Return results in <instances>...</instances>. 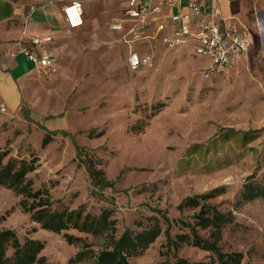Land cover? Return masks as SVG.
<instances>
[{
    "label": "rangeland",
    "instance_id": "obj_1",
    "mask_svg": "<svg viewBox=\"0 0 264 264\" xmlns=\"http://www.w3.org/2000/svg\"><path fill=\"white\" fill-rule=\"evenodd\" d=\"M125 1L92 0L80 29L60 25L58 72L50 78L36 74L19 113L9 116L0 106V151L9 152L5 163L36 159L37 169L28 176L36 188L50 190L55 208L83 207L93 215L111 210L118 236L149 228L156 217L166 230L165 214L194 222L199 208L178 206L187 197L224 188L209 201L231 214L232 222L222 229V251L242 253L240 264H264V198L241 200L247 183L264 187V42L254 44L246 62L212 78L203 76L204 61L189 49L170 50L162 42H155L152 66L132 70L128 58L131 51L140 52L134 47L140 42L130 47L125 33L110 28L124 17ZM47 134L53 141L43 148ZM90 165L114 186H94ZM19 200L0 187V230H15L21 242L41 240L49 264H70L81 246L41 229ZM181 232L174 224L171 235ZM71 233L100 248L93 236ZM200 234L210 236L209 230ZM166 242L162 234L130 262L174 260L175 250ZM176 253L192 263L219 264L191 245Z\"/></svg>",
    "mask_w": 264,
    "mask_h": 264
},
{
    "label": "trees",
    "instance_id": "obj_2",
    "mask_svg": "<svg viewBox=\"0 0 264 264\" xmlns=\"http://www.w3.org/2000/svg\"><path fill=\"white\" fill-rule=\"evenodd\" d=\"M53 141V137L47 134L42 141V147H47ZM8 151H0V187L12 190L19 198V206L24 213L31 216V220L41 229L63 237L69 245L81 246V250L70 264L80 263L92 258L93 264H132L131 257L143 254L156 240L165 234L167 242L165 247L169 251L175 250L174 260H167L159 264H211L192 263L177 255V250L183 245H191L200 250L210 252L213 262L219 264H240L243 260L242 253L227 254L222 251L220 241L222 229L232 222L231 214L222 213L216 205L209 203L216 198L224 188H215L212 191L196 196L187 197L179 206V210L185 208H199L194 215V222L183 219L171 220L166 214L163 216L166 230L163 229L159 219L149 228L141 231L126 229L121 235H117V220L112 218L113 212L105 210L100 215L87 213L83 207L70 209L55 208L56 201L47 188H36L29 174L37 169V160L10 159L5 163ZM94 186L101 188L113 187L114 183L105 176L103 170L87 167ZM264 198V187L247 183L241 200L251 202ZM174 224L179 225L181 233L171 235ZM91 235L99 241L100 248L94 249L95 243L88 242L87 238L72 234L71 231ZM200 230H209L210 236L203 237ZM45 244L38 239L27 238L21 242L18 234L13 229L0 230V264H49L47 258L42 255ZM12 250V254L9 251Z\"/></svg>",
    "mask_w": 264,
    "mask_h": 264
},
{
    "label": "crops",
    "instance_id": "obj_3",
    "mask_svg": "<svg viewBox=\"0 0 264 264\" xmlns=\"http://www.w3.org/2000/svg\"><path fill=\"white\" fill-rule=\"evenodd\" d=\"M72 1L75 0H66L59 8H55L54 5L40 8L30 19L26 20L27 8L24 0H0V106H5L7 115L13 116L20 112L27 88L35 84L34 79L37 72L34 64L19 52L21 45H30V37L35 34L50 35L54 38L51 54L58 63L57 43L62 35L59 27L64 25L69 28L64 18L63 7ZM129 1L126 0L124 3V13L129 6ZM161 1L164 0H152L155 5ZM173 1V4L161 6L160 11L153 15L147 25H135L134 22L126 20L124 14V17L116 18L111 23L112 25L122 22L123 30L113 31L110 25L111 31L125 33V41L130 47L140 42L139 46H134L135 49H141V53L152 52L156 57L155 42H162L167 48L166 38L172 37L180 28L179 23L172 21V16L176 13L191 12L190 0ZM88 3L84 5L85 16ZM215 9L218 12L216 20L222 30L226 27H233L239 32L247 33L251 40L250 49L254 48L255 43L256 47L262 45L264 42V0H216ZM210 20H212L210 14L193 16L191 24L197 30L202 23ZM161 24L164 25V29L159 30L158 27ZM24 31H26V36ZM182 48H187L192 53L191 42L176 50ZM250 49L237 66L225 74L246 62L249 59Z\"/></svg>",
    "mask_w": 264,
    "mask_h": 264
},
{
    "label": "built area",
    "instance_id": "obj_4",
    "mask_svg": "<svg viewBox=\"0 0 264 264\" xmlns=\"http://www.w3.org/2000/svg\"><path fill=\"white\" fill-rule=\"evenodd\" d=\"M91 1L75 0L63 7L64 18L70 29H77L84 25V5ZM215 1L190 0L191 12L176 13L172 16V21L179 23L180 28L172 37L165 40L166 46L170 50H176L191 42L193 55L205 61L202 70L205 78H212L229 72L247 55L251 44L247 33L239 32L233 27H226L224 30L220 28V24L216 20L218 12L215 9ZM50 3L52 2L26 4V20L30 19L38 9ZM173 3V0H164L155 5L152 0H130L125 11V19L134 22L135 25L144 26L149 23L153 15L160 11L161 6ZM207 14L211 15L212 20L202 23L195 30L191 24V18ZM111 28L113 31H122L123 23H113ZM158 29H164V25H159ZM24 35H27L26 31H24ZM53 42L54 38L50 35L35 34L30 37V45H21L19 50L28 61L34 64L36 72L47 78L58 72V63L51 54ZM154 60L155 56L152 52L131 51L128 63L132 70H138L142 67L152 66ZM1 110L5 112V106H2Z\"/></svg>",
    "mask_w": 264,
    "mask_h": 264
}]
</instances>
